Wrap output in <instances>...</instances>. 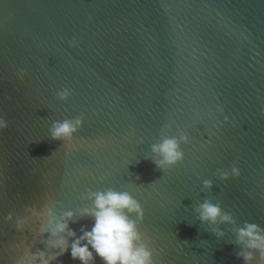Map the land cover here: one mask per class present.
I'll return each mask as SVG.
<instances>
[{
    "label": "water",
    "instance_id": "1",
    "mask_svg": "<svg viewBox=\"0 0 264 264\" xmlns=\"http://www.w3.org/2000/svg\"><path fill=\"white\" fill-rule=\"evenodd\" d=\"M0 23V264L32 244L55 254L38 224L5 223L10 213L54 202L78 217L88 190L109 188L142 206L154 264H244L227 227L218 241L194 209L219 202L238 226L264 229V0H0ZM65 88L72 98L58 102ZM81 115L71 145L50 140L52 123ZM165 125L189 137L166 174L150 151ZM234 162L239 179L219 181ZM92 227L70 224L77 239ZM53 264L79 262L69 249Z\"/></svg>",
    "mask_w": 264,
    "mask_h": 264
},
{
    "label": "clouds",
    "instance_id": "2",
    "mask_svg": "<svg viewBox=\"0 0 264 264\" xmlns=\"http://www.w3.org/2000/svg\"><path fill=\"white\" fill-rule=\"evenodd\" d=\"M13 17L9 15L8 21ZM5 24L0 23V29H4ZM76 38L69 41V48H78ZM18 78L23 81L28 75L27 71L21 69ZM70 89H61L55 93V100L67 103L72 98ZM223 116V109H218ZM264 117V112L261 113ZM214 118V117H213ZM85 117L83 115L69 120L52 123L49 129L50 140L62 142L64 145H71L74 137L82 130ZM227 116H224V124H228ZM10 127L4 117H0V134H3ZM171 127L165 125L160 130V139L151 146V162L157 170L166 174L172 169L180 166L184 161L182 145L189 144V137L184 132H179L177 136L170 137ZM143 143V141H141ZM216 178L219 181L227 182L230 179H239L240 171L235 162L228 170H217ZM214 187L211 181H204L202 192L209 193ZM91 207L83 208L79 211V216L71 211L57 214V209L62 208V204L49 202L42 208L28 207L25 209L26 216L14 218L9 214L5 223L13 226V230L23 234L28 230L29 225L38 224L35 239L49 238L44 241L46 249L49 251H38L33 253L35 244L23 247L22 253L15 258L14 264H53L54 261L65 255L69 249L71 259L79 264H154V253L150 248L151 241L140 231V225L144 220V210L140 203L127 191H115L111 188L104 191L93 192L88 190L82 197ZM200 225H206L208 233L218 241L224 240L226 232L221 231V226H226L228 231L234 236V244L241 249L237 254L238 260H243L244 264H264V229L254 223L245 222L238 226L234 215L223 211L222 205L213 203L206 199L194 209ZM134 218V219H133ZM90 219L93 221L91 231L85 228L80 229V237L77 239L76 232L72 231L70 224L79 223L81 220ZM14 221V223H13ZM69 241H72L70 244ZM21 245L16 246L19 251Z\"/></svg>",
    "mask_w": 264,
    "mask_h": 264
}]
</instances>
